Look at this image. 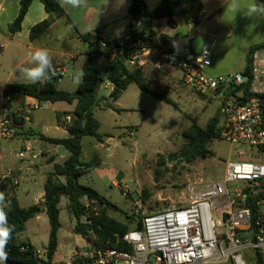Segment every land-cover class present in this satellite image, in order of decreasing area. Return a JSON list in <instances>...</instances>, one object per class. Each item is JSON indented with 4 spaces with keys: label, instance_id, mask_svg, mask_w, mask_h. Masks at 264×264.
Listing matches in <instances>:
<instances>
[{
    "label": "rangeland",
    "instance_id": "1",
    "mask_svg": "<svg viewBox=\"0 0 264 264\" xmlns=\"http://www.w3.org/2000/svg\"><path fill=\"white\" fill-rule=\"evenodd\" d=\"M204 6L206 19L194 34H200L201 30L205 47L211 50L213 65L207 69V73L210 76H229L243 72L249 48L253 46V42L264 38V11H257L250 16L247 15L250 5L222 0H205ZM259 7L258 9H264ZM175 21L177 27L168 28L167 32L173 40L172 48L183 51L190 47L188 36L193 31L179 13L175 16ZM210 24L216 26V33H209ZM3 51L0 50V78L5 80L14 70L15 64L2 59ZM83 61L84 58H81L76 66H68V72L60 83L57 82L59 74L55 76L59 89L70 93L77 91L79 85L73 82V72ZM21 68L14 71L12 82L23 78L19 72ZM144 69L148 85L170 97L177 104V109L141 91L136 84L129 85L118 100L117 105L122 112L95 108L94 115L101 122L100 133L110 134L114 136V140L98 153H91L93 155L90 160L94 169L79 178L80 184L93 187L120 209H105L102 205L86 201L88 213L107 210L110 217L129 223L132 228L135 227L137 218H141L143 214L187 205L190 198L189 185L199 181L220 182L224 177L225 162L233 159L230 145L223 140H215L211 144L213 156L207 159L187 164L172 157L185 145L183 132L192 125V121L205 127L208 120L220 110L221 102L209 94L203 96L190 91L178 72L157 59L148 62ZM22 80L31 82L24 78ZM109 94L110 89L103 84L99 98L108 97ZM63 107L64 109L57 106L54 109L51 107L34 111L27 130L31 128L35 133L50 137L62 136L55 127L57 111L68 109L66 104ZM19 133L13 139L0 140V176L22 162L18 157L23 146L20 137L25 139L30 136L22 134V130ZM122 134L126 145L119 138ZM28 141L40 154V159L36 160V168L31 166L18 179L16 195L22 208L39 202L45 180L53 172L54 165L49 162L56 158L50 156V152L54 151L53 146L37 137H31ZM64 160L60 159L59 162L63 163ZM2 187L0 186V192L5 195L9 190L8 185ZM67 206V199L62 197L59 203L61 228L58 232V249L53 257L54 264H75L78 254L93 253L96 249L87 238L75 233L77 221L69 214ZM214 218L216 221H224L219 210L214 212ZM85 222L86 217H82L81 223ZM225 227L227 228V223L218 226L217 230L225 232ZM49 234L50 224L44 213L27 222L20 239L29 241L44 258ZM245 257L247 264H256L251 251L245 252ZM207 264L228 263L210 261Z\"/></svg>",
    "mask_w": 264,
    "mask_h": 264
},
{
    "label": "built area",
    "instance_id": "2",
    "mask_svg": "<svg viewBox=\"0 0 264 264\" xmlns=\"http://www.w3.org/2000/svg\"><path fill=\"white\" fill-rule=\"evenodd\" d=\"M132 26L125 35L101 43V48L95 51L110 60L124 57L133 69L143 68L157 59L178 72L193 93L209 94L220 100V138L230 145L233 159L225 162L220 182L199 181L189 185L187 205L143 214L142 230L129 231L123 238L132 246L131 252L96 248L93 253L78 254L75 264H207L210 261L247 264L245 251L264 253V194H261L264 162L257 160L256 153L264 147V100L261 99L264 97V48H256L251 53L249 74L210 76L207 69L212 65L211 50L205 43L199 53L191 47L171 50L160 41L147 45L141 38L133 37L134 32L145 29V22L133 21ZM64 75L60 71L57 82ZM232 90L246 100L230 95ZM25 98L23 106L2 108L0 140L15 138L24 123L30 121L28 113L46 109L50 103ZM64 120L70 123L71 117L66 116ZM21 142L23 148L18 157L22 161L37 159L33 146L28 141ZM5 178L18 184L16 177L2 179ZM217 210L224 221L215 220ZM224 223H227L225 232H219L217 227ZM114 239L119 240L118 235ZM38 257L43 259L39 251Z\"/></svg>",
    "mask_w": 264,
    "mask_h": 264
},
{
    "label": "trees",
    "instance_id": "3",
    "mask_svg": "<svg viewBox=\"0 0 264 264\" xmlns=\"http://www.w3.org/2000/svg\"><path fill=\"white\" fill-rule=\"evenodd\" d=\"M34 0H21L20 11L14 22L8 25L10 33L16 34L21 31L22 24L30 5ZM40 1L48 14L58 18L65 16V11L61 7L58 0H38ZM203 0H162L160 5L153 11H150L143 0H131L129 7V15L133 21L145 22L147 17H151L152 21L160 22L166 20L169 16L175 17L178 13L187 24L198 27L205 19H201ZM258 6L264 8V0H255ZM52 24L51 19L33 26L30 30V38L34 40L47 32ZM132 23L129 27L132 28ZM199 34V33H197ZM196 35V34H194ZM133 37L141 38L147 45H155L161 41L165 45H170L172 39L162 33V26L157 24L152 26L151 33L146 34L145 29L138 30L133 33ZM84 42L89 43L96 39V34L85 33L81 35ZM264 48V42L251 47L247 52L246 66L244 72L249 74L250 55L254 49ZM100 53L93 52L88 56L87 62L82 69L85 72L84 80L77 88V96H73L70 92L61 90L56 84V77L44 82L30 84H8L3 91V97L9 99V103L18 105L25 97H32L40 102H66L73 104L76 102L74 111L67 116L71 117L70 123L65 120L59 123L66 128L69 136L66 138H51L43 134L33 131L28 133L31 137H37L40 140L51 144L55 147H62L68 153L63 163H54L53 172L47 177L44 184L43 201L27 208H22L16 196L18 185H14L11 178H0V186L8 185V191L5 193L6 202L10 205L5 211L8 214V224L15 226L12 239L8 243V264H38L39 262L53 264L52 260L58 249V232L61 228L59 203L62 197L67 199V208L71 216L77 221L75 233L87 238L96 248H112L119 251L131 252L132 246L123 240L124 236L134 229L142 230L141 218L138 217L135 227H130L129 223L121 222L110 217L107 210L101 213L90 212L85 205L86 201L102 205L105 209L112 208L120 211V209L102 196L94 188L79 183V178L93 169V164L83 159V142L85 138L92 137L100 142L104 141L106 135L101 134L100 121L95 117L94 110L97 107L112 109L121 112L114 105L129 85L136 84L137 87L148 95L159 99L166 104L177 109V104L166 94L160 93L152 89L145 76V69H131L127 64L126 58L116 57L107 63L106 71L100 72L94 65L95 60ZM110 83L113 90L108 98H99L97 86L99 82ZM246 88V86H244ZM247 89V88H246ZM245 93L247 95V91ZM237 91L232 90L230 95L237 96ZM199 95H207L197 93ZM240 99V98H239ZM264 100V97H261ZM245 101L246 97L240 99ZM220 110L210 118L205 127L200 126L195 120L192 125L183 132L186 140L185 145L172 157L183 160L187 164H192L199 159H207L213 156L211 144L220 138ZM18 134H20V130ZM257 160L264 162V147L256 151ZM162 161L164 162V158ZM51 159V163L54 162ZM4 184V185H3ZM264 189V188H263ZM264 194V191L261 193ZM46 214L50 224L49 242L45 249V257H38L37 249L27 240L20 239V236L26 230V224L33 218H37L42 214ZM88 214V215H87ZM86 217V222L81 223V218ZM132 220L133 217H130ZM118 235L119 240L114 239ZM253 259L256 264H264V254L261 251L252 252Z\"/></svg>",
    "mask_w": 264,
    "mask_h": 264
},
{
    "label": "crops",
    "instance_id": "4",
    "mask_svg": "<svg viewBox=\"0 0 264 264\" xmlns=\"http://www.w3.org/2000/svg\"><path fill=\"white\" fill-rule=\"evenodd\" d=\"M20 1L21 0H0V50H4L3 52H1V57L3 60H5V62H13L15 64L14 70H12L9 73L8 77L5 80L3 78H0V118L2 116V108L4 106H23V104L25 103L26 98L22 102L21 101L18 102L20 103L18 105H13L9 103L10 102L9 99L8 98L5 99L3 97V91H4L5 86L8 84L33 83V82H29V83L23 82L22 80L23 78H19L20 80L14 81V82H12L11 80L12 75H14V71H16L18 68L23 67V65L25 64L29 65L28 67L34 66L33 64L29 62L31 59V56H30L31 53H34L36 50L41 49V48L47 49L52 57V63H53L56 73L59 74L60 71H64L66 75L68 72L67 70L68 66L74 67L76 66V63L81 58H84V61L82 62V64L78 66V68H82L83 65L87 62L88 56L92 54L93 52H96L97 49L101 48V43L111 42V41H115L119 39L120 37H122L129 31V27L132 23V19L130 18V15H129V7L131 4V0H88L89 6L86 8L72 9L68 6L62 7L63 10L65 11V16L61 18L48 14L44 8V5L40 1L34 0L32 4L30 5L28 13L26 14L24 18L21 31L16 34H12L10 33L8 29V25L14 22V20L18 16L19 11H20ZM58 1L60 3V0ZM143 1L146 3L148 9L150 11H153L160 5L162 0H143ZM204 1L205 0L202 1L203 10L201 12V19H205L207 15L205 12L206 9L204 6ZM222 1L227 2V3L230 1L231 2L232 1L233 2H244L250 5V7L256 6L257 8H260L255 0H222ZM221 7H224V6H221ZM219 9H222V8H219ZM173 18L175 20V17ZM47 19L52 20V24L50 28L47 30L46 33L32 40L30 38L31 28ZM157 24L162 26V33L170 37V35L167 32V29L169 28L167 26V19L162 20L160 22L152 21V26L157 25ZM210 27H211V24L209 28ZM191 28L193 31L192 25H191ZM207 28H208V24H207ZM200 32L202 33L201 30ZM85 33L96 34L97 38L93 39L89 43H86L81 38V35ZM201 33L196 34V35H194L193 33L188 36L190 47H191V42L195 37L203 36V33L202 34ZM213 33H216L215 25L213 26L212 33L210 34H213ZM262 42H264V38L262 40L253 42L254 44L252 45L255 46ZM172 46H173V40L171 44L168 45V47L171 50H174ZM109 60L110 59L108 56H99L95 60L94 65L97 68V70L103 73L106 71L107 63ZM212 65L210 67H212ZM104 84L106 88L110 89V93H111L113 90V86L110 83H104ZM102 85L100 86V89ZM108 97H105V98H108ZM117 102H115L114 105L116 106V108L120 109L119 106L117 105ZM65 104L68 107L67 110H62V111L56 110L57 111V124L55 128H56V131H59L62 134V136L51 137V138H66L69 136V133L66 130V128L62 126L61 123H59L58 117H61V121L63 123L64 118L67 115H70L74 111L76 102L73 104H68L66 102L49 103L48 107L46 108V109H50L52 107L54 109L57 106H61V109H64L63 106ZM96 109H109V108L97 107ZM120 110L121 112L123 111L122 109ZM34 111H32L31 113H28L30 116V121L24 123L23 129H22L23 132L28 133V131H33L31 128H29L30 130H27V127H29L28 124L32 122L31 115ZM39 134H42V133H39ZM104 135H106V137L104 138L103 142H100L97 139L92 138V137H88L84 139L83 159L85 161L92 163V161L90 160V157H92L94 153H98L100 149L109 146L110 143L114 140V136L110 134H104ZM47 137H50V136H47ZM29 138H31V136ZM29 138L24 139L20 137V140L28 141ZM32 138H36V137H32ZM119 138L122 144L126 145L124 135L123 134L120 135ZM29 143L31 144V142ZM53 147H54V151L50 152V156H56V158L54 157L55 160L52 163L54 165V163H60L59 162L60 159L67 158L68 153L65 152V157L59 156L58 155L59 147H55V146ZM33 149H34V152L38 155L37 159L31 160V161L21 160L22 161L21 164L12 168V170H10L6 174L1 175L0 177L3 178L4 176H11V177H16V179L18 180L22 177L24 171L30 170L31 166L33 167L35 166L36 168V165H38L36 160L40 159L39 158L40 154L36 152L34 147ZM93 169H94V164H93ZM123 176L125 178V175ZM17 185H19V182ZM115 185H118V184H115ZM40 196H41L40 200L37 204L43 201L44 191ZM52 263L53 264L55 263L54 260H52Z\"/></svg>",
    "mask_w": 264,
    "mask_h": 264
},
{
    "label": "clouds",
    "instance_id": "5",
    "mask_svg": "<svg viewBox=\"0 0 264 264\" xmlns=\"http://www.w3.org/2000/svg\"><path fill=\"white\" fill-rule=\"evenodd\" d=\"M61 7L68 6L72 9H81L88 7V0H60ZM257 11H264L252 6L248 9L247 15H253ZM62 38V37H61ZM30 63L33 67H23L19 69L20 75L33 83L51 80L57 75L52 63V57L47 49H38L30 54ZM82 68H77L73 72V82L77 85L81 84L85 77ZM10 205L6 202L3 192H0V264H7L8 260V243L12 239L15 231L14 225L8 224V214L5 211Z\"/></svg>",
    "mask_w": 264,
    "mask_h": 264
},
{
    "label": "water",
    "instance_id": "6",
    "mask_svg": "<svg viewBox=\"0 0 264 264\" xmlns=\"http://www.w3.org/2000/svg\"><path fill=\"white\" fill-rule=\"evenodd\" d=\"M145 24H146L145 25V32H146L147 35H149L151 33V30H152V18L151 17H147L146 20H145ZM167 26L170 29H174L177 26V23L174 20L172 15L169 16V18L167 19ZM197 29H198V27H196V26L193 27V33H196ZM212 29H213V26L211 25L209 33H212ZM203 46H204V37L203 36H197L191 42V48H192V50L195 53H199ZM101 85H102V82L100 81L98 83V86H97V90H96L97 92L99 91ZM72 95L73 96H77L78 93L75 92ZM58 155L59 156H64L65 155V150L62 147L59 148Z\"/></svg>",
    "mask_w": 264,
    "mask_h": 264
}]
</instances>
